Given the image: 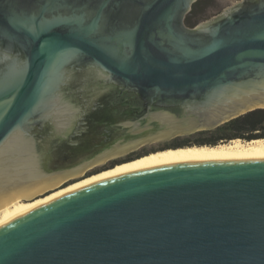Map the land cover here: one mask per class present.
Wrapping results in <instances>:
<instances>
[{
    "label": "water",
    "instance_id": "obj_1",
    "mask_svg": "<svg viewBox=\"0 0 264 264\" xmlns=\"http://www.w3.org/2000/svg\"><path fill=\"white\" fill-rule=\"evenodd\" d=\"M196 1L0 0V217L264 108V0L190 25ZM0 264H264V149L190 151L46 202L0 227Z\"/></svg>",
    "mask_w": 264,
    "mask_h": 264
},
{
    "label": "bare ground",
    "instance_id": "obj_2",
    "mask_svg": "<svg viewBox=\"0 0 264 264\" xmlns=\"http://www.w3.org/2000/svg\"><path fill=\"white\" fill-rule=\"evenodd\" d=\"M214 149H264V138H258V139H252V140H245L243 138H235L229 141H220L218 144H215V145H207V144L192 145V146L189 145V146H184L181 148H169L165 150H158L156 152H150L149 154L116 164L111 168L105 169L101 172L90 175L84 179L73 182L66 187L60 188L42 198H39L33 204L15 212L11 216L0 217V227L46 202H49L51 200H54L68 193L74 192L86 186L98 183L103 179L111 177L115 174L125 171L138 164L160 160V159L168 158L171 156L179 155V154L190 152V151L214 150Z\"/></svg>",
    "mask_w": 264,
    "mask_h": 264
},
{
    "label": "trees",
    "instance_id": "obj_3",
    "mask_svg": "<svg viewBox=\"0 0 264 264\" xmlns=\"http://www.w3.org/2000/svg\"><path fill=\"white\" fill-rule=\"evenodd\" d=\"M200 1L202 0H199L197 3H199ZM197 133H200V135H204L203 137H199L202 139L193 140L189 138L185 143L179 145L166 146V147L165 146L156 147L151 151L165 149L168 147L175 148V147H184L189 145L191 146L204 145V144L215 145L218 144L220 141H229L235 138H243L245 140L264 138V108H258L249 111L241 116H238L236 118H233L225 122L224 124L214 129L204 130ZM151 151L146 152V154L150 153ZM75 157H77L76 152L70 155L69 160H72ZM131 159L132 158L127 160H131Z\"/></svg>",
    "mask_w": 264,
    "mask_h": 264
},
{
    "label": "rangeland",
    "instance_id": "obj_4",
    "mask_svg": "<svg viewBox=\"0 0 264 264\" xmlns=\"http://www.w3.org/2000/svg\"><path fill=\"white\" fill-rule=\"evenodd\" d=\"M238 1L239 0H236V1H233V2H228L226 0H203V1H200L201 3L200 2H199L200 4L197 3V6L194 7V9H193V13H194L193 18H194V21H195L194 24L209 20L210 18L216 16L218 13H221L225 8L232 6L234 3L238 2ZM171 140H168V141H156L150 146L143 147V148H141L139 150L133 151L131 153H128V154H126L124 156H121V157L117 158L116 160H120V161L115 162V163L117 164V163H120L121 161L127 160V158L130 155L134 154V153L143 151L145 149H149L151 147H156V146L158 147V145H161L163 143L169 142ZM116 160H114V161H116ZM107 165H105V166H103L101 168L92 170L90 172H87V173H85V174H83V175L71 180L68 183L57 185L54 188H52L49 191H47L46 193H44L40 198H42V197H44V196H46V195H48V194L60 189V188L66 187V186L70 185L73 182L79 181V180L84 179V178H86V177H88L90 175H93L95 173L101 172V171H103L105 169H108V168H111V167L114 166V165L113 166H107Z\"/></svg>",
    "mask_w": 264,
    "mask_h": 264
},
{
    "label": "flooded vegetation",
    "instance_id": "obj_5",
    "mask_svg": "<svg viewBox=\"0 0 264 264\" xmlns=\"http://www.w3.org/2000/svg\"><path fill=\"white\" fill-rule=\"evenodd\" d=\"M199 0H197L196 2H195V4L193 5V9H194V7H196L197 6V2H198ZM203 1V0H202ZM201 3V2H200ZM199 3V4H200ZM193 9H192V11H191V13L187 16V18H186V21H187V23L188 24H190V25H194V18H193V15H194V13H193ZM220 13H218L217 15H219ZM197 24V23H196ZM204 135H200V133H194V134H189V135H184V136H179V137H176V138H174V139H172L171 141H169V142H166V143H163V144H161V145H158V147H166V146H172V145H179V144H182V143H185L186 141H187V139H193V140H197V139H202V138H199V137H203ZM186 137H188V138H186ZM209 137V136H208ZM157 147V146H156ZM156 147H151V148H149V149H145V150H143V151H140V152H137V153H134V154H132V155H130L127 159H130V158H136V157H140L142 154L144 155V154H146V152H148V151H151L152 149H155ZM118 161H120V160H116V161H112L111 163H109L107 166H113V165H115L116 163L115 162H118Z\"/></svg>",
    "mask_w": 264,
    "mask_h": 264
}]
</instances>
